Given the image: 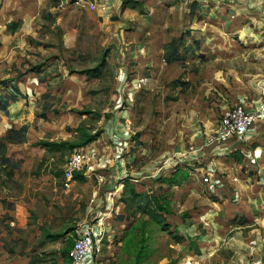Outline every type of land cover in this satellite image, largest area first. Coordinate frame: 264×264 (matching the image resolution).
I'll return each instance as SVG.
<instances>
[{
	"label": "rangeland",
	"instance_id": "1",
	"mask_svg": "<svg viewBox=\"0 0 264 264\" xmlns=\"http://www.w3.org/2000/svg\"><path fill=\"white\" fill-rule=\"evenodd\" d=\"M109 1L107 7L92 9L77 0H53L35 34H16L8 41L14 54H2L0 94L18 80L24 81L27 97L0 115V264H64L61 249L88 225L95 229V243L82 264L217 259L216 239L224 241L236 231L229 220L223 228L216 224L222 201L215 195L223 192L230 204L231 191L225 184L221 191L215 181H227L231 172L227 143L239 144L244 136L226 142L212 137L227 110L251 107L231 98L220 101L221 96L264 95V88L247 86L262 75L254 73L264 68V40L239 37L264 33L263 2ZM220 33L229 34L223 43L240 57L234 71L215 78L217 68L205 51L214 52L220 42L214 34ZM161 40L167 41L170 60L176 46L186 50L189 42L185 66L195 80L183 85L187 95L168 107L160 103L156 85L165 86L172 73L164 71L158 83L150 75L142 89L131 87L142 77L147 57L141 51ZM250 54L253 58H245ZM33 65L36 69L25 75L37 73L36 81L19 77ZM174 71L180 75L173 84L177 91L185 75ZM203 87L212 93L197 95ZM45 93L53 97L43 98ZM174 94L172 89L168 96ZM201 98L219 103L206 110ZM49 102L51 109L44 111ZM198 106L207 116L197 119ZM81 125L97 137L80 147L87 155L85 180L68 179L65 167L75 148L46 147L39 140H79ZM263 126L257 121L251 129ZM180 234L184 241L176 239ZM218 245V254L230 259V248Z\"/></svg>",
	"mask_w": 264,
	"mask_h": 264
},
{
	"label": "crops",
	"instance_id": "2",
	"mask_svg": "<svg viewBox=\"0 0 264 264\" xmlns=\"http://www.w3.org/2000/svg\"><path fill=\"white\" fill-rule=\"evenodd\" d=\"M52 1L53 0H0V61L3 58L2 54L4 52L7 53L6 57L7 55L10 56L11 54H14V49L10 46L8 41H11L12 39L14 40V36L16 34H19L21 32L23 34H35L36 26H38L37 21L42 19V13L45 8L48 9V6L50 5L49 9H51L52 5L50 3H52ZM108 1L109 0H101L97 8L101 9L105 7V3H107ZM112 1L118 2L119 0H111V3ZM250 1H252L253 4H258L261 2H263L262 4H264V0ZM250 1L248 3H250ZM233 2L235 3L234 0ZM18 21H20L19 27H17L15 31H12L9 25L12 22ZM214 36L216 39H219L220 42L215 43L214 52H211V50L205 51V53H207V55H205V58L214 60L215 67L217 68L215 70V78H218V76H222L219 75L220 72L224 73L234 71V65L238 61V56L240 57V54L234 52L231 44L229 45L228 43H223V39L228 40L230 38L229 34L220 33L218 37L216 34H214ZM242 36V33H239V37L241 39L264 40V33L261 34L259 32H247L244 34V37ZM22 41L25 42L23 40V37ZM165 42L167 41L161 40V44L159 43L156 47L150 46L148 47L147 51H141V54L146 56L147 59L144 60L146 62H144V66L141 67L143 68L141 70V80L138 82L136 81L135 85L131 87H134L135 90L142 89L143 86H146L145 84L149 82L150 75L153 79L156 77L158 83L157 77L159 76L160 80V77L162 76V73H164V71L166 75L172 73L173 75L170 78H165L167 80L165 86L161 85L160 87H158L156 85V91H160L162 94L160 97L158 96L160 103L166 101L168 107L171 103H174L176 100L181 99L182 96L184 98L187 95L188 90L184 91L185 88L183 87V85H188L189 83H191L190 81L194 82L195 80L193 78L192 71L187 70V67L185 66L190 62L188 61L189 58L184 55V57L181 59H177L176 57L172 58L171 60L168 59V51L165 48ZM189 45V42H187L186 46L189 47ZM4 47L6 49H4ZM205 53L204 51H200L199 54L204 55ZM246 56L245 58H248L249 56L253 58V54H250L247 57ZM224 68H226V70H223ZM175 69L178 70V74L183 73L185 75L180 87L177 86V91L174 88L173 84L176 81L175 79L180 75L176 76V73L174 71ZM185 71L187 72L185 73ZM145 73L149 74L146 75ZM259 74H262L261 77L258 76L259 78H257V80L253 79L252 83L248 84L247 86L258 89L264 88V68L262 73H254L255 76ZM23 76L27 77V79L29 80L35 81L36 78H38L37 73H35V75H32V77L30 74H24ZM20 82L24 83V81L17 80L16 84L21 89ZM225 85L227 87L228 83H225ZM191 87L193 89V86ZM172 89L173 92H175L174 95L178 96H168ZM199 90L200 91L197 92V95L200 92H202L203 96H206L208 94L210 95L212 93L211 87H203L202 89L199 88ZM219 93L220 95H223L221 92ZM261 96L262 95L260 94L259 96H257L256 92H254V96L251 99L248 98L249 95L247 93H239L234 96L227 94L226 96H221L220 101H223V99L231 98L232 103H250L251 107L247 108L249 110L255 111L261 105L263 97ZM200 103L202 104V107L204 109L211 110L212 108L213 110L214 105L219 102L216 99L208 103L206 100H204V98H201ZM12 104H18V102L10 101L9 108H11ZM211 104L213 105V107H210ZM195 110L197 111V119H199V116H201V118H204L205 115L207 116V114L200 115L199 110L201 109L199 108V106L198 109H196L195 107ZM257 121L260 123H264V112L260 115V117H258L256 123ZM250 129L244 135V138L242 137L243 140L241 143H227L229 145H227L228 149H226V151L229 153L226 155V158H228V160L226 161V167H228V169H231V172L227 175V181L224 182L218 177L215 181L217 188L221 191L223 190L225 185L230 186L231 191L230 204L227 202L229 198L227 197V195H224L223 192H218L216 193L217 195H215L222 201L220 203L221 208L219 209L221 213H218L220 222H216V224L220 225V227L223 228L226 221L229 220L231 221L230 227H233V229L236 230L235 233L232 234L231 237L225 238L224 241L223 239H221V241H219V239H216L217 246L215 254L217 253V255L215 257H217V259H182L183 261H181L183 263L179 261L178 264H264V126L259 128H252L251 130ZM143 135H145V133L142 134V136ZM220 157L223 158L222 156ZM258 173L260 174L258 175ZM218 243H220L219 249H222L224 247V244L225 248H230V259H226L224 256H220L221 254H218Z\"/></svg>",
	"mask_w": 264,
	"mask_h": 264
},
{
	"label": "built area",
	"instance_id": "3",
	"mask_svg": "<svg viewBox=\"0 0 264 264\" xmlns=\"http://www.w3.org/2000/svg\"><path fill=\"white\" fill-rule=\"evenodd\" d=\"M79 3L95 9L100 4V0H77ZM264 112V95L260 107L253 111L249 110L244 105H237L231 108L224 114L218 124L215 135L212 137L214 140L220 142L229 141L232 137H243L248 130L254 125L258 117ZM87 155L83 150H75L69 157L66 167L65 176L68 179L74 178L76 170L84 167ZM97 177L102 180L103 173L99 172ZM95 243V229L93 226L88 225L82 232L75 238L74 244L69 251L70 257L73 259L74 264H82L85 259L90 255Z\"/></svg>",
	"mask_w": 264,
	"mask_h": 264
},
{
	"label": "trees",
	"instance_id": "4",
	"mask_svg": "<svg viewBox=\"0 0 264 264\" xmlns=\"http://www.w3.org/2000/svg\"><path fill=\"white\" fill-rule=\"evenodd\" d=\"M47 11V9L45 10ZM20 25V21L18 22H12L9 27L11 28L12 31H15L16 28ZM181 47V45H180ZM184 49H189L187 46L184 47ZM186 50H183L181 48H179L178 46L175 47V50H174V54H175V57L177 59H181L184 57ZM40 65H38L39 67ZM37 66L33 65V67H30L27 71H24L22 73L19 74V77H22L26 72H29V71H33L36 69ZM75 70V69H74ZM73 70V71H74ZM77 71V70H76ZM88 70H82L81 72L85 73L87 72ZM7 92L6 93H2L0 94V115L2 114H9L10 111H9V105L7 104V101L6 100H10L12 102H18L20 100V97H27V94L23 93L20 89V87L17 85V84H11L10 86H5ZM50 93H45L43 95V98L49 96ZM50 96L53 97V95L50 94ZM27 99V98H26ZM41 103V102H39ZM43 109L44 111H48L51 109V102H49L48 104H43ZM83 112V111H82ZM86 112V111H84ZM78 130L81 131V137L79 140H61V141H51V140H48V139H41L39 140V144H43L44 146L46 147H50V146H61V145H69L70 148H75V150H82L80 147H83L85 145H87L88 143H90L91 141H93L94 139H96V134L90 132L87 127L85 125H81L78 127ZM5 162H8L9 161V157H5L3 159ZM11 161V159H10ZM12 165H14L15 167L17 166L16 163H12ZM83 169V168H82ZM80 169V170H76L75 173H74V178L73 179H80V180H85V176L83 174V170ZM128 186L129 188H131V190L133 192H135V187L132 183H129L128 182ZM137 194V193H135ZM176 239L178 241H184L185 240V237L182 236L181 234L180 235H175ZM73 243H74V240L72 239H69L68 241V244L66 246H64L62 249H61V257L64 259V264H74V261L73 259L70 257L69 255V251L71 249V247L73 246Z\"/></svg>",
	"mask_w": 264,
	"mask_h": 264
}]
</instances>
